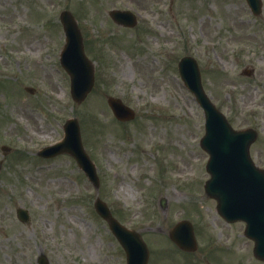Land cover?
Here are the masks:
<instances>
[{"label": "rangeland", "instance_id": "obj_1", "mask_svg": "<svg viewBox=\"0 0 264 264\" xmlns=\"http://www.w3.org/2000/svg\"><path fill=\"white\" fill-rule=\"evenodd\" d=\"M180 1L0 0V146L14 150L4 159L0 152V264H37L41 253L48 264H125L118 243L94 213V190L74 161L34 156L45 140L62 136V125L71 117L79 120L98 167L99 195L121 223L136 230L162 227L166 236L174 219L197 218L208 226L200 232L202 245L214 234L249 257L250 245L237 240L236 232L217 226V233L212 229L217 222L209 225L214 214L200 189L207 176L196 159L194 105L176 71L177 59L191 53L197 27L221 23L217 18L244 8L237 0ZM197 2L202 7L195 13ZM113 8L136 11L137 28L115 26L107 16ZM64 9L76 16L88 41L86 54L96 63L95 87L78 106L69 98V80L58 64L64 40L58 15ZM25 87H33L34 95ZM105 96L120 97L135 110V119L117 123ZM19 152L23 156L17 159ZM160 194L166 201L162 218ZM19 207L30 211L28 227L17 222ZM154 236L158 249L173 251L165 237ZM146 239L153 249L155 240ZM223 254L224 264H246L241 255L228 259ZM152 256L151 264H161ZM177 257L179 263L175 257L162 264H181L183 257Z\"/></svg>", "mask_w": 264, "mask_h": 264}, {"label": "water", "instance_id": "obj_2", "mask_svg": "<svg viewBox=\"0 0 264 264\" xmlns=\"http://www.w3.org/2000/svg\"><path fill=\"white\" fill-rule=\"evenodd\" d=\"M65 20H66V18H65ZM67 35H68V45H67V48H66L65 53L63 54V60L66 59V63L68 64L67 70L69 72H72V74L75 76L74 71L76 69H75L74 65L71 63V53L74 52V48L77 47L78 43L76 41L72 40L73 35H72V32L71 31L68 30ZM209 117H210V115H209ZM67 141H69V138L67 139ZM221 189H222V187L218 186V187H214L212 190L214 192H220ZM259 221H260V219H256L255 222L251 223V219H250L249 226L251 227V230L259 231L261 229V226H260V222ZM115 230H116V228H115ZM249 235H250V237H252L253 239H255V241L257 243V247L255 248L256 255H258L259 257H261V258L264 259V234H262V236H261L258 233L257 234H251V233H249ZM135 243L138 246H140L139 242L136 239H135ZM141 254L144 257V253L143 252L137 253V257H141ZM144 259H145V257H144ZM143 263L144 262H143V259H142L141 264H143Z\"/></svg>", "mask_w": 264, "mask_h": 264}, {"label": "flooded vegetation", "instance_id": "obj_3", "mask_svg": "<svg viewBox=\"0 0 264 264\" xmlns=\"http://www.w3.org/2000/svg\"><path fill=\"white\" fill-rule=\"evenodd\" d=\"M259 56L257 57V61L264 64V48H261L259 51ZM213 95H215V91L213 90ZM227 99L230 101V96L227 95ZM240 103L252 104L256 103L259 108L264 110V66L261 69V73L259 75V79L255 88L245 95H240L237 99Z\"/></svg>", "mask_w": 264, "mask_h": 264}]
</instances>
